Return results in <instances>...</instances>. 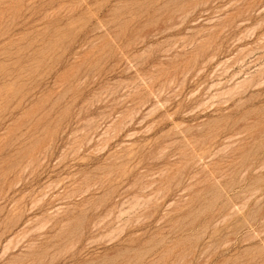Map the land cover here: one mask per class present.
Returning <instances> with one entry per match:
<instances>
[{
	"label": "rangeland",
	"instance_id": "1",
	"mask_svg": "<svg viewBox=\"0 0 264 264\" xmlns=\"http://www.w3.org/2000/svg\"><path fill=\"white\" fill-rule=\"evenodd\" d=\"M0 264H264V0H0Z\"/></svg>",
	"mask_w": 264,
	"mask_h": 264
}]
</instances>
